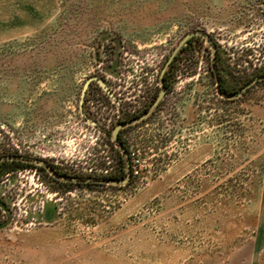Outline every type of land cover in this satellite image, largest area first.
I'll use <instances>...</instances> for the list:
<instances>
[{
    "label": "rangeland",
    "instance_id": "374dc122",
    "mask_svg": "<svg viewBox=\"0 0 264 264\" xmlns=\"http://www.w3.org/2000/svg\"><path fill=\"white\" fill-rule=\"evenodd\" d=\"M5 156L0 264H264V0H0Z\"/></svg>",
    "mask_w": 264,
    "mask_h": 264
},
{
    "label": "water",
    "instance_id": "95a60500",
    "mask_svg": "<svg viewBox=\"0 0 264 264\" xmlns=\"http://www.w3.org/2000/svg\"><path fill=\"white\" fill-rule=\"evenodd\" d=\"M191 34H201V35H202V36H203V37H204V38L210 43V46H211V48H212V50H213L214 46H213V44L210 42L209 37H208L204 32H201V31L192 32V33L187 34L186 38H187L188 36H190ZM163 71H164V69H163ZM163 71H162V73H163ZM161 77H162V74H161L160 78H161ZM256 79H258V78H254V79H252L251 81H249L248 83H246V85H245L242 89H245L246 87H248V86H249L253 81H255ZM96 80H97V82H98V83H99V84L105 89L103 83H102L100 80H98V79H96ZM86 84H87V83H86ZM217 92H218L219 94H221L219 88H217ZM164 93H165V89H164L163 87H161V89H160V91H159V93H158V96H157V98L155 99V104H156V103L158 102V100L164 95ZM140 119H141V118H137V119H135V120H132L131 122H136V121H138V120H140ZM131 122H127V123H124V124H119V125H116V126L114 127V129H113V131H112V138H113L115 144H117V133H118L119 129H120L121 127H123L124 125L129 124V123H131ZM5 157H6V156H5ZM5 157H3L2 159H4ZM6 158H8V157H6ZM25 160L28 161V162H30V163H34V164L41 165V166L45 167V168L49 171L50 174H52V175H54V176H56V177H58V178H61V179H63V180H68V181H75V180L85 181V180H87V179H79V178H74V177H62V176L56 175V174L52 171V169L50 168L49 164H48L46 161L41 160V159H36V158H25ZM128 174H129V172H127L126 177L128 176ZM100 181H101V182H105V183H111V182H112V181H109L108 179H101ZM125 181H126V178H125V179H122V180H118L117 182L125 183Z\"/></svg>",
    "mask_w": 264,
    "mask_h": 264
},
{
    "label": "trees",
    "instance_id": "16d2710c",
    "mask_svg": "<svg viewBox=\"0 0 264 264\" xmlns=\"http://www.w3.org/2000/svg\"><path fill=\"white\" fill-rule=\"evenodd\" d=\"M117 142H120V138L118 137L117 138ZM2 162V166H3V168H2V170H1V172H6V171H8L9 169H11V166L13 165H15V166H22L25 162H21L20 160H9L8 158H4V159H2L1 160ZM121 162H122V164H121V167H120V169H119V171L118 172H114V173H111V172H109V173H106V174H103L101 177L103 178V179H115V180H122L123 178H125L126 177V175H127V171H126V168H127V162L124 160V158H121ZM27 164H29V165H33V166H36V167H40L41 169H45V167H43V166H41V165H36V164H34V163H27ZM131 165V164H130ZM56 175H58L57 174V171L56 170H52ZM132 170L130 169V173L132 174ZM51 176H52V178L55 180V181H59L58 179H60V178H58V177H56V176H54V175H52L51 174ZM60 176V175H59ZM68 177H72V176H68ZM72 181H68V180H64L63 181V183H66V184H70ZM104 183V182H103ZM103 183H100V184H103ZM84 184L85 185H91V184H94V183H91V182H84Z\"/></svg>",
    "mask_w": 264,
    "mask_h": 264
},
{
    "label": "flooded vegetation",
    "instance_id": "af4514ba",
    "mask_svg": "<svg viewBox=\"0 0 264 264\" xmlns=\"http://www.w3.org/2000/svg\"><path fill=\"white\" fill-rule=\"evenodd\" d=\"M194 32H196V31H194ZM191 33H192V32H191ZM194 36H200V37H203L201 34H191L190 36L187 37V39L192 38V37H194ZM203 38H204V37H203ZM213 63H214V59L212 60V64H213ZM213 74L215 75V77H216V79H217V85H218V88H219L220 92H222V91L224 90V87H222V77H221V75H219L218 72H217L216 70H214V69H213ZM132 113H134V112H132ZM126 126H127V125H126ZM121 129H122V128H120L119 130H121ZM1 162H2V161L0 160V172H1L2 168H3Z\"/></svg>",
    "mask_w": 264,
    "mask_h": 264
}]
</instances>
